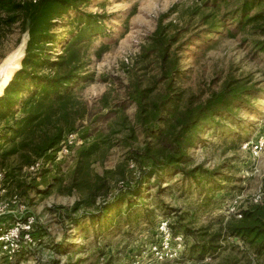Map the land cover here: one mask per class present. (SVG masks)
<instances>
[{"label": "rangeland", "instance_id": "rangeland-1", "mask_svg": "<svg viewBox=\"0 0 264 264\" xmlns=\"http://www.w3.org/2000/svg\"><path fill=\"white\" fill-rule=\"evenodd\" d=\"M257 1L264 9V0ZM212 5L207 0H0V65L14 53L23 56L0 97V131L15 129L20 153L44 166L40 181L33 182L19 157L9 159L12 168L20 169L2 184L0 205L17 196L35 217L40 240L11 260L0 252V264H142L157 225L177 217L181 227L173 234L182 237L184 250L179 259L161 264H247L241 242L232 238L224 237L214 256L197 259L190 251L205 232L234 218L226 213L235 200L246 209L253 195L264 194V153L252 162L240 149L264 126V52L259 45L264 24L259 32L231 21L237 0ZM212 11L218 27L208 34L205 17ZM158 32L175 43L170 51L176 53L179 75L172 73L177 77L171 88L179 109L203 104L224 86L249 95L203 124L184 152V169L200 166L212 179L199 185L177 173L159 172L142 183L137 197L129 195L128 204L120 203L114 199L118 191L137 186L140 176L132 153L168 151L164 142L145 136L144 127L174 131L162 115L142 126L133 102L139 91L150 89L144 100L150 111V101L164 94L153 41ZM59 133L63 138L76 134L81 144L60 161L56 152L52 161L40 157ZM82 135L89 136L83 140ZM94 143L98 150L79 179L86 175L91 188L73 189L77 153ZM10 169L6 165L4 171ZM31 183L35 190L23 195L20 185ZM92 193L98 195L94 204ZM105 201L111 203L107 217L90 222ZM15 211L8 207L0 214ZM65 215L76 217L78 226ZM12 220L0 225L7 228Z\"/></svg>", "mask_w": 264, "mask_h": 264}, {"label": "trees", "instance_id": "trees-1", "mask_svg": "<svg viewBox=\"0 0 264 264\" xmlns=\"http://www.w3.org/2000/svg\"><path fill=\"white\" fill-rule=\"evenodd\" d=\"M213 2L212 7L215 6L217 0H207V2ZM238 5L230 12L231 21H235L236 25L240 26L242 29L250 26L254 30H263L258 27L260 24H264V9L261 7V3L257 0H237ZM206 4V3H205ZM253 12V13H252ZM212 19V20H211ZM207 20V29L205 32L211 34L217 29V20L214 17L213 11L205 17ZM211 20V21H210ZM154 47L156 58L159 63V71L162 75V79L165 81L164 94L159 100H152L149 103L151 107L150 111H146L144 100L148 98L150 89L141 90L137 93L135 101L136 108L138 109V118L142 126H147L149 121L155 122L162 116L165 118L164 123L173 128L172 133L163 134L160 129L148 127L143 130V134L149 138L157 139L165 143L167 152L164 154L152 153V151L145 149L143 153H132L131 160L138 163L140 167V176L138 179L137 186H124V189L118 191V196L114 199L120 203L128 204L129 195L132 197H137L141 191L142 183L151 177V175H156L157 173H177L184 177L187 181H192L195 184L201 183V181H206V178L211 179L213 177L212 173L205 171L202 167H195L192 169H184L186 163L185 151L191 148L193 143L194 135L198 132L199 128L208 123L215 118H219L222 115L228 113L234 106L241 104L242 99L248 96L249 93L246 90L239 88L229 89L227 86L220 91V93L212 95L203 104L198 105L194 108L190 106H185L179 109L180 100L178 95H173V81L177 76H173L172 73H178V65L175 63L176 53L175 51H170V47L173 46L171 41H168L163 32H158L155 34ZM261 51L264 52V43H260ZM177 50V49H176ZM12 81V80H11ZM10 85V83H9ZM8 85V86H9ZM7 86V87H8ZM6 87V88H7ZM5 91V90H4ZM4 93V92H3ZM147 113V114H146ZM162 115V116H161ZM172 121H174L173 125ZM16 131L13 128L4 127L0 131V171L3 174V180L1 183L4 185L8 177H13V172L20 168L13 167L9 165L10 158L19 157L21 159V165L28 166L34 161H30L29 157L23 156L20 153L19 144L15 141ZM73 134V133H69ZM89 135H82L81 139L88 138ZM66 137H62V133L57 134L45 147L40 150V157H45L51 161L54 159V153L58 151L60 143ZM248 142V141H245ZM243 142V143H245ZM241 143L240 145H242ZM98 150V144L94 143L88 149H83L81 147L77 155V165L73 173L72 185L74 188H91L90 181L86 179V175L80 181L85 167H87V160ZM49 153L53 155H48ZM8 165L10 167L9 172H5L4 169ZM12 171V172H11ZM158 171V172H156ZM11 172V173H10ZM95 179L100 180L99 177ZM35 180L33 179V182ZM22 187V194L25 195L30 190H35V186L20 185ZM104 188L101 185L97 190ZM94 192V191H93ZM93 197L91 203L94 204L95 199L98 195L92 193ZM96 210L98 213L93 216L90 222L99 221L107 217V212L111 209V203L105 201L97 205ZM74 226H78L79 221L76 217L65 215ZM177 221L170 223V228L173 233H177L178 227H181L179 222L181 219L176 218ZM15 220H12L14 223ZM224 224V225H223ZM220 225V228L213 233L205 232L203 234L202 242L196 241L190 248L192 255H197V259H202L204 256H214L218 249H220L221 240L224 237L235 239L241 242L240 248L247 255V264H264V201L259 205H251L242 211L241 219L230 218L228 221ZM0 226L5 225L2 224ZM34 238L39 241V234L36 231L33 232ZM22 250V249H21ZM20 250V251H21ZM19 251V252H20ZM1 252V247H0ZM19 252L15 253L11 258L4 256L5 259H13ZM8 262V261H7ZM10 263V262H9ZM230 264H237L235 261Z\"/></svg>", "mask_w": 264, "mask_h": 264}, {"label": "built area", "instance_id": "built-area-1", "mask_svg": "<svg viewBox=\"0 0 264 264\" xmlns=\"http://www.w3.org/2000/svg\"><path fill=\"white\" fill-rule=\"evenodd\" d=\"M81 141L76 134H69L60 144L58 151L55 153V160L60 161L65 156L71 154ZM241 151L247 153L252 162L257 161L264 153V126L257 136L251 141L245 142L240 146ZM44 169L43 161L36 160L26 167L27 173L37 182L40 181L41 173ZM3 180V174L0 171V190ZM3 192V191H2ZM264 194L259 190L249 199V206L262 204ZM240 203L235 200L228 206L227 215H231L235 219H241L242 211L239 208ZM8 207L18 210V213L24 216L20 221H15L11 226L4 228L0 226V247L2 254L11 258L21 249L31 250L37 244L33 232L35 230V217L26 211V207L20 204L17 196L12 197L1 207L0 213ZM16 212V211H15ZM27 212V213H25ZM184 241L181 236L174 235L168 220H162L156 228V236L154 241L147 248V255L143 259L142 264H161L168 261L179 259L184 250Z\"/></svg>", "mask_w": 264, "mask_h": 264}, {"label": "bare ground", "instance_id": "bare-ground-1", "mask_svg": "<svg viewBox=\"0 0 264 264\" xmlns=\"http://www.w3.org/2000/svg\"><path fill=\"white\" fill-rule=\"evenodd\" d=\"M22 55L19 52L10 55L0 65V97L3 95L4 90L9 85L13 73L19 69Z\"/></svg>", "mask_w": 264, "mask_h": 264}, {"label": "water", "instance_id": "water-1", "mask_svg": "<svg viewBox=\"0 0 264 264\" xmlns=\"http://www.w3.org/2000/svg\"><path fill=\"white\" fill-rule=\"evenodd\" d=\"M23 57V56H22ZM22 60V59H21ZM19 69H20V66H19ZM19 69H17L14 73H13V75L19 70ZM13 75H12V77H13ZM11 80H12V78L10 79V81L9 82H11ZM0 81H1V76H0ZM25 213H27V212H25ZM13 214V215H12ZM10 216V217H9ZM23 216H24V213L23 214H20V213H18V212H14V213H9V212H7V213H2V214H0V222L2 223L3 222V220H6V219H10V218H13L15 221H20L22 218H23Z\"/></svg>", "mask_w": 264, "mask_h": 264}]
</instances>
